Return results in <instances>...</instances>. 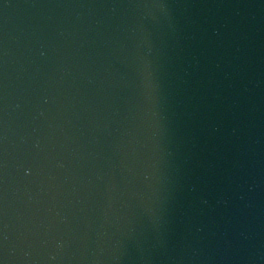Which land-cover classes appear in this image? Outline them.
Here are the masks:
<instances>
[{"label": "water", "instance_id": "water-1", "mask_svg": "<svg viewBox=\"0 0 264 264\" xmlns=\"http://www.w3.org/2000/svg\"><path fill=\"white\" fill-rule=\"evenodd\" d=\"M0 264H264V0H0Z\"/></svg>", "mask_w": 264, "mask_h": 264}]
</instances>
